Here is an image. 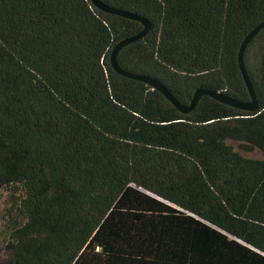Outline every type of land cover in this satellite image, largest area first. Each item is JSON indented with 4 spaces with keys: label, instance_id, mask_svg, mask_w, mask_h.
I'll use <instances>...</instances> for the list:
<instances>
[{
    "label": "trees",
    "instance_id": "trees-1",
    "mask_svg": "<svg viewBox=\"0 0 264 264\" xmlns=\"http://www.w3.org/2000/svg\"><path fill=\"white\" fill-rule=\"evenodd\" d=\"M103 1L152 24L124 70L183 104L250 100L238 53L264 0ZM143 27L91 0H0V264H264V29L245 55L259 110L204 95L183 114L111 66Z\"/></svg>",
    "mask_w": 264,
    "mask_h": 264
},
{
    "label": "water",
    "instance_id": "water-1",
    "mask_svg": "<svg viewBox=\"0 0 264 264\" xmlns=\"http://www.w3.org/2000/svg\"><path fill=\"white\" fill-rule=\"evenodd\" d=\"M91 1L97 8H99L100 10H102L104 12L114 14V15H118V16H122V17H126V18L133 19V20H137V21L141 22L144 26L143 30L140 31L139 33H137L133 36H130V37H126L115 45V47L111 53V56H110V63H111V66L113 67V69L117 73L121 74L124 77L139 80V81L148 83L149 85L153 86L155 89H157L161 93H163V95L183 114H189V113L193 112L195 110V108L197 107L200 99L204 95L211 96L214 99L220 101L221 103L230 105L232 107H235V108H238L241 110L250 111V112H254V111L259 110L260 105L258 102L257 93H256V90L254 88V85L251 81L249 72H248L247 67H246L245 55H246V50H247L250 42L264 29V21L261 22L260 24H258L253 30H251L246 35V37L244 38V40L240 46L239 53H238L239 67H240V70L242 72V75H243L244 81L246 83L247 89L249 91L250 100L249 101L238 100V99L230 97V96H228L225 93H222L220 91L208 89L206 87H199L196 89L191 102L189 104H183L167 88V86L165 84H163L161 81H159L155 78H152L150 76L126 71L119 65L118 56H119L120 51L123 48H125L126 46H128V45L140 40L141 38L145 37L151 30V27H152L151 22L143 16H140L136 13L131 12V11H127V10H124L121 8L111 6L107 3H105L103 0H91Z\"/></svg>",
    "mask_w": 264,
    "mask_h": 264
},
{
    "label": "rangeland",
    "instance_id": "rangeland-1",
    "mask_svg": "<svg viewBox=\"0 0 264 264\" xmlns=\"http://www.w3.org/2000/svg\"><path fill=\"white\" fill-rule=\"evenodd\" d=\"M235 148L246 157L250 158H263V153L256 149L253 151H245L238 146L237 142H232ZM10 198L7 191H2L0 193V255L5 256V245L9 239L10 226L12 223V218L9 216Z\"/></svg>",
    "mask_w": 264,
    "mask_h": 264
}]
</instances>
